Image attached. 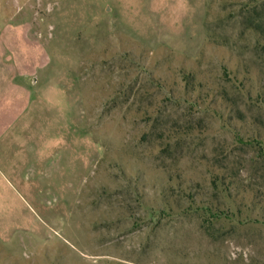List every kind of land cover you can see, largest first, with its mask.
I'll list each match as a JSON object with an SVG mask.
<instances>
[{
	"label": "rangeland",
	"instance_id": "rangeland-1",
	"mask_svg": "<svg viewBox=\"0 0 264 264\" xmlns=\"http://www.w3.org/2000/svg\"><path fill=\"white\" fill-rule=\"evenodd\" d=\"M136 9L0 0V264H264V0Z\"/></svg>",
	"mask_w": 264,
	"mask_h": 264
},
{
	"label": "crops",
	"instance_id": "crops-1",
	"mask_svg": "<svg viewBox=\"0 0 264 264\" xmlns=\"http://www.w3.org/2000/svg\"><path fill=\"white\" fill-rule=\"evenodd\" d=\"M158 45L194 55L206 39L207 0H135ZM140 11V12H139Z\"/></svg>",
	"mask_w": 264,
	"mask_h": 264
}]
</instances>
